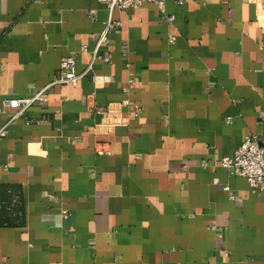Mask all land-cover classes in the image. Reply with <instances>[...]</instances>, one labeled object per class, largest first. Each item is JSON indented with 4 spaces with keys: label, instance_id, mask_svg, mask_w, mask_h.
Segmentation results:
<instances>
[{
    "label": "crops",
    "instance_id": "1",
    "mask_svg": "<svg viewBox=\"0 0 264 264\" xmlns=\"http://www.w3.org/2000/svg\"><path fill=\"white\" fill-rule=\"evenodd\" d=\"M257 1L116 9L87 70L104 4L0 0V128L48 86L0 137V264H264V190L219 163L264 143ZM70 55L83 75L51 84Z\"/></svg>",
    "mask_w": 264,
    "mask_h": 264
},
{
    "label": "built area",
    "instance_id": "2",
    "mask_svg": "<svg viewBox=\"0 0 264 264\" xmlns=\"http://www.w3.org/2000/svg\"><path fill=\"white\" fill-rule=\"evenodd\" d=\"M106 6L109 16L106 20L105 26L94 41L92 49H88L85 45L80 47V52H90V62L87 70H90L92 63L95 60H100L103 62H110L109 54L100 53V46L106 41V36L108 31L120 25V21L112 19V12L114 10H123L126 8H134L141 6L146 1H153L157 4L161 14L163 15L166 24L169 26L173 25L175 18L174 14H166L164 3L165 0H97ZM176 4H183L187 0H172ZM257 8L260 13L257 16V21L260 26L264 29V0L257 1ZM88 16L91 20L96 19L95 9H90ZM175 39L174 34H169V42H173ZM75 56L70 55L65 57L60 61V68L58 76L53 80L51 84L61 83V84H75L78 79L83 75L75 73L74 71ZM129 79L128 82H131ZM48 86H45L38 91H36L31 96L19 97V98H9L4 97L1 101L2 108L13 107L16 108V112L9 116L5 124L0 128V137L4 136L7 132L8 123L16 116L22 114L26 109L36 103L46 101ZM128 102V101H127ZM230 119V117H229ZM231 120V119H230ZM219 163L221 167L226 169L229 174H236L245 177L249 186L264 190V143L261 142L258 135L250 133L244 136L242 142L234 150L233 155H224L220 158ZM226 191H229V186L225 185L223 187ZM230 198H233L232 194H229ZM69 215L67 209L61 210V216L67 218Z\"/></svg>",
    "mask_w": 264,
    "mask_h": 264
}]
</instances>
